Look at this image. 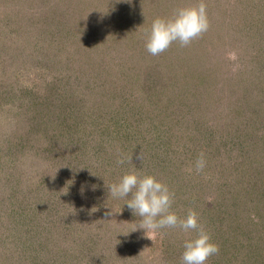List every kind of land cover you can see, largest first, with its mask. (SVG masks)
<instances>
[{
  "label": "rangeland",
  "instance_id": "rangeland-1",
  "mask_svg": "<svg viewBox=\"0 0 264 264\" xmlns=\"http://www.w3.org/2000/svg\"><path fill=\"white\" fill-rule=\"evenodd\" d=\"M15 2L9 6L0 3V45L1 42L4 43L0 47L1 53L4 50L0 57L7 59L13 56L11 51L15 50L10 49L18 46L22 55L20 52L17 55L21 56V60L28 61L29 67L32 68L38 61L37 70L40 75L63 71L65 78L62 88H68V97L72 98L71 104H82L79 112L83 115L81 122L84 121L82 123L88 127L87 132L80 133L85 137L84 140L91 138L90 136L96 137L97 130L100 133L103 124L109 125L110 130L119 135L115 138L110 130L102 131L99 137L102 144L99 140L97 151L94 150L95 146H91L96 144L98 139H89L82 156L80 154L75 158L76 161L81 160V163L79 166L75 164L74 168L67 166L69 173L66 175L64 170L59 172L58 168H49L43 172L49 163L43 157L32 166L26 163L19 167L9 179L4 177V174L14 172L15 169L12 170L8 164H5L4 168L0 165V264H64V259L66 264H91L99 253H86L87 248L91 244H96L99 248L103 245L104 248L107 242L112 243L111 238L116 235L105 231L107 229L104 223L112 218L111 215H106L111 211L110 205L118 201L122 203L121 201L130 198H114L108 195V184L117 182L122 175L130 171H138L139 175H151L154 171L152 175L160 177L157 172L160 171L158 168L161 165L157 157H162L161 152L164 151V155H171L167 157H171L172 162L163 164L166 168L161 170L166 177L163 180L169 182V187L170 184H176L178 189L179 186L185 188L184 185L188 181L185 173L194 171L196 163L188 166L189 163L181 157L173 158L174 153L169 151L171 147L166 143L169 144L177 138L182 149L200 152L198 157L201 155L200 147L204 148L205 153L209 151L208 154L214 149L215 145L209 146L208 143L199 147L189 143H197L199 134L201 138L207 139V142L211 133L212 142L218 137L215 132L218 130L219 120H214L213 108L208 113L198 115L196 119H181L170 114L168 90L173 85L185 88L184 85L189 81L181 70L174 75L178 79L172 82L169 80L185 50L196 51L201 47L203 51L208 45H212L208 46L209 49H206L203 55L206 56L208 52L215 53L212 66L223 70L226 75L232 72L234 77L237 75L242 81L240 87L243 90L249 88V92L256 94L258 87L264 85V66H260L264 63L253 55L264 42L260 39L264 36L261 31V28H264V0L254 8H251L252 4L257 5L261 0H203L209 21L205 35L194 38L183 47L179 42H174L156 56L151 55L145 48V37L153 19L169 17L177 8L193 6L201 0ZM50 21L53 22V27L48 28ZM47 38L48 41H45ZM40 41L42 45L44 43L43 52L40 50ZM24 42L30 45L29 48H23ZM36 46L39 49H35ZM7 49L10 51L6 52ZM45 51L53 52V64L41 62L39 59ZM197 55L200 57L198 53ZM11 64L14 69L15 64ZM40 66L48 69L43 70ZM261 69L263 75H260ZM148 74L155 77L148 81ZM208 78L204 76L200 82H206ZM153 84L155 89L151 86ZM242 92L245 93L236 90L233 96H241ZM211 93L214 96L212 90ZM231 97L232 93H229L224 97L226 99H218V102L224 105L222 111L228 110L231 103L235 106L238 104V98L234 101ZM168 99L172 102V98ZM215 99L217 100V97ZM210 105L213 106L211 102ZM221 110L216 112L218 117L221 116ZM125 119L129 120L126 122L128 127L123 122ZM79 120L80 118H76L77 122ZM137 156L140 158L136 162ZM142 161L143 167L140 163ZM152 164H155L154 170L148 168ZM192 190L195 192V189ZM192 193L193 191L187 192L186 196H183L188 197ZM48 202H53V206L59 205L56 208L59 210L57 219L53 218V206L44 209ZM191 202L183 199V213L188 210L186 207H192ZM30 203L33 206L36 204L38 211L33 209V206H28ZM45 210L47 214L44 213ZM64 213L68 217L66 220L72 221L73 218L79 217L82 219L81 223L86 222L87 225L92 221L98 222L93 224V228L84 230L79 222L76 227L75 222L70 234H67L65 229L58 232V226L66 227ZM200 214L198 213L197 217L201 226L204 224L203 219L210 222L208 217L211 214H208L207 218H203L202 214L201 217ZM204 229L211 239H214L213 229ZM177 231L182 232L183 242L190 234L194 235L192 231L184 232L176 227L170 234L168 229V237L162 242L161 235L156 232L150 231L144 235L143 230L138 229L134 231L136 238H124L125 245L121 244L123 247L118 248L119 255L114 256L116 259L110 260L109 264H122V260L127 261V264H166L164 261L160 262L157 256L162 248L164 251L173 244L172 250L183 251L181 244L176 242L178 236L173 235ZM82 233L89 235L88 239L92 235L94 237L87 246L79 248L72 242V236ZM122 236L119 235V238L124 237ZM100 240H103L101 246ZM129 241L132 244H129ZM154 256V263H146ZM181 256L171 264H182Z\"/></svg>",
  "mask_w": 264,
  "mask_h": 264
},
{
  "label": "trees",
  "instance_id": "trees-1",
  "mask_svg": "<svg viewBox=\"0 0 264 264\" xmlns=\"http://www.w3.org/2000/svg\"><path fill=\"white\" fill-rule=\"evenodd\" d=\"M15 1L23 2V0H0V3L3 6H9L10 3L12 4ZM260 3H262V0L257 5L253 3L251 8L258 7ZM223 12L225 13L224 10ZM50 24L48 28L53 27L52 21H50ZM261 31L264 33L263 27ZM51 32L53 33V29ZM204 35L205 33H202L199 36L202 37ZM260 39L264 41V36ZM45 41H48V38ZM26 42H24V49L30 46ZM40 43V50L43 52L42 46L44 43L43 45L41 41ZM3 44L1 42L0 47ZM208 46L212 47V45ZM208 46L203 51L201 47H198L196 51L194 49L193 51L185 50L184 53L181 52L184 56L183 54L181 55L179 64L175 63L176 70L173 69L169 80L172 82L174 79H178L174 77L175 73L183 71L189 81L184 85L186 86L185 88L173 85L168 90V98H172V102L168 98L167 100L169 104L171 103L170 114L177 115L181 119H186L187 117L196 119L198 115L201 116L205 112L208 113L213 108L215 113L213 118L214 120H219L218 130L215 132L218 137L214 138L212 142L211 136L213 134L211 133L209 142H207V139L201 138L202 136L199 134L197 136L199 143H189L198 147L208 143L209 146L215 145L214 149L208 154L209 151L205 153L204 148L200 147L203 157L205 153V167L202 171H197L196 169L192 172L190 170L187 171L185 174L188 181L184 185L185 188L179 186V189L175 187L176 184H170L171 186L169 187V182L163 180V178H166L162 174V171L166 169L163 164L171 163L172 161L171 157H167L171 155H164V151H162V157H157L161 165L158 168L160 171L157 172L161 176L157 179L166 185L168 184L167 186L172 193L173 200L171 211H174L178 217L183 218L189 210H194L196 214L201 213L203 218L211 214L208 217L210 222L208 223V221L206 222L203 219V225L208 230L213 229L215 232L212 241L219 246V252L210 256L206 264H264V85L258 87V93L255 92L256 94H252V91L249 92V88L243 90L240 87L242 81L237 75L234 77L235 74L233 72V74L226 75L223 70L221 71V69L212 66L216 57L215 53L208 52L206 56L203 55V52L209 49ZM35 49H39V47L36 46ZM10 50H15V52L11 51V53H14L13 56H9L7 59L4 56L0 57V113L3 114L0 117V165L2 164V168H4V165L8 164L12 170H15L4 174V177L6 176L9 179L11 174H14L19 167H23L26 163L32 166L35 162H40L41 157L49 162L43 172H46L49 168H58L59 172L64 170L65 172L63 173L66 175V173H69L67 166L74 168L75 164L79 166L81 163V160L79 162L76 159L80 154L82 156L88 140L98 139V142L91 146H95L96 149L94 150L97 151L99 140L100 144H102L101 139H99L102 131L110 130V127L107 124H103V127H101L102 131L99 133L97 130L96 137L90 136L91 138L84 140L85 137L82 134L85 131L87 132L88 127L82 123L84 121L81 122L83 115H80L79 112L82 109V104H71L72 98L68 97L70 96L68 88H62L64 87L62 85L65 78L63 76L64 72L59 70L54 73L40 75L37 70L38 61L31 68L28 66V61L21 60L20 55L22 53L18 46ZM10 50L7 49L5 51L8 52ZM18 52L21 54L17 55ZM2 53L0 51V55ZM197 53L200 57H197ZM253 55L257 60L259 59V61L264 63V42L261 43V46ZM14 56L15 58H13ZM39 59L41 62L53 64V52L47 53L45 51ZM11 63L15 64L14 69ZM260 66L262 67L264 64ZM211 67L214 68L210 69ZM46 69L43 68V70ZM263 69H261L260 75H263ZM204 76H208V80L200 82ZM81 77H83V74H81ZM147 77L149 81L155 76L148 74ZM151 86L155 89L154 84ZM216 88H219V90ZM211 90L214 96H212ZM236 90L245 91V93L242 92L241 96H233ZM229 93H232L231 99L238 98V104L235 106L231 103V106L228 105L230 107L228 110L222 111L221 109L224 105H221L223 103H219L218 99L226 97ZM216 97L217 100L215 99ZM210 102L213 106L210 105ZM220 110L221 116L218 117L216 112H220ZM76 118L77 120L80 118V120L77 122ZM128 121L125 119L123 122L126 123ZM179 121L180 119L177 124ZM125 125L127 126V123ZM116 131L120 132L118 129ZM109 132L113 133L111 130ZM117 135L119 134H114L113 136L116 138ZM170 139H172L171 136ZM146 142L148 144V141ZM166 145L171 147L169 151L174 153L173 158L181 157L182 160L189 163L188 166L195 165L197 159L201 156L199 155L198 157L197 154L200 152L194 149H182L183 147L179 145L177 138L176 140H171L169 144L166 143ZM158 155L161 156L160 154ZM139 158V156L136 157V162L137 160L139 161ZM140 163L141 167H143V161ZM148 168L154 170L155 164ZM136 169H138L137 166ZM130 172H137V175L140 174L138 171ZM153 172H151V175ZM144 175L146 174L141 173L139 176ZM31 176L33 178V174ZM192 189H195V192ZM191 191L193 193L190 196L184 197L187 192ZM183 199L192 201L191 204H193L192 207H186L188 210L185 213L182 211V206L184 207ZM119 202L110 205L112 218L104 223L105 229H107L105 231H109V234L112 235L116 233V235L111 238L112 243H104V248L101 244L103 240L99 241L102 247L99 248L96 244H91L87 248L86 253H99L94 257L95 261L91 262V264H109L110 260L116 259L114 256L119 255L117 254L118 248L125 245L126 237L136 238L134 230L139 223V217H135L125 205L127 200L121 201L122 203ZM28 206L31 207L33 204L30 203ZM49 206H53V202L46 203L44 209ZM58 207L59 205L57 204L53 206L54 219L58 218L59 210L56 209ZM33 209H38L36 204ZM44 213L47 214L46 210ZM64 218L65 220L68 218L65 213ZM81 221L82 219H79V217L73 218L72 221L68 219L64 222L66 227L63 228L60 225L56 231L60 232V230L63 231L62 229H65L68 232L67 234H70L75 222L76 227L81 225L82 230L93 228V224L98 222L92 221L87 225L86 222L81 223ZM78 222L80 223L79 225ZM168 229L170 234L173 228H165L156 232L159 236L161 235L162 242H165L168 237ZM181 233V231H177L173 235L175 237L181 236L180 239L176 238V242H179L183 247ZM119 235L124 237L119 238ZM165 235L167 236L165 237ZM88 236L85 233L73 235L72 242L82 248L84 245L87 246L91 238L94 237L93 235L90 236L89 240ZM191 236L192 234H190L189 238ZM116 239L118 240L116 241ZM128 243L132 244L131 241ZM172 248L173 244L164 251L163 248L159 251L157 256L160 262L164 261L166 264H171V262H174L175 259L182 255L183 251L175 252ZM89 257L91 258L92 256ZM155 259L156 256L150 258L146 263L149 261L154 263ZM121 263L127 264L128 262L122 260ZM64 264H66L65 259Z\"/></svg>",
  "mask_w": 264,
  "mask_h": 264
},
{
  "label": "clouds",
  "instance_id": "clouds-1",
  "mask_svg": "<svg viewBox=\"0 0 264 264\" xmlns=\"http://www.w3.org/2000/svg\"><path fill=\"white\" fill-rule=\"evenodd\" d=\"M208 27L206 4L203 0L193 6L179 7L169 17L153 19L145 37V48L151 55L156 56L174 42H179L181 46L188 45L194 38L206 32ZM204 167L205 160L201 155L196 161V170L202 171ZM106 188L108 195L114 198L130 197L125 205L135 217H139L134 231L143 230L145 235L150 231L179 227L184 232H194L191 238L183 242L182 264H206L210 256L219 252V246L200 225L194 210H189L183 218L171 211L172 193L155 176H139L136 172H128ZM106 215H112L111 211Z\"/></svg>",
  "mask_w": 264,
  "mask_h": 264
}]
</instances>
